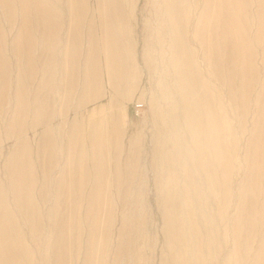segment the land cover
I'll use <instances>...</instances> for the list:
<instances>
[{"label":"rangeland","instance_id":"374dc122","mask_svg":"<svg viewBox=\"0 0 264 264\" xmlns=\"http://www.w3.org/2000/svg\"><path fill=\"white\" fill-rule=\"evenodd\" d=\"M196 1L194 20L203 4ZM101 2L47 0L56 30L36 32L41 43L35 49V75L23 74L36 105L22 116L15 87L23 61L13 52L22 17L16 13L11 26V15L0 7L11 75L6 105L0 101V219L9 223L8 213L14 220L11 229L22 238L14 250L22 260L21 249L30 251V264H255L264 232L259 213L251 214L258 227H250L245 206L264 200L247 191L256 177L252 159L257 154L248 161L247 150L258 115L257 83L264 75L262 47H256L255 88L243 101V88L235 81L232 104L223 84L235 78L216 62L207 66L206 50L194 40L191 25L188 47L179 48L165 0H122L119 17H103ZM107 5L117 6L111 0ZM111 32L123 46L124 67L112 73L120 94L110 86L102 49ZM214 54L211 49V62ZM91 55L99 87L89 92L95 101L85 103L84 65ZM188 92L197 99L208 94L213 127L224 138L222 159L204 151L203 128ZM101 120L104 125H95ZM112 121H119L120 131L112 129ZM91 126L107 133L97 142L99 169L85 141ZM23 155L33 167L34 186L21 191L20 200L7 186L12 163ZM93 178L102 185L100 204L88 210V197L78 196L84 187L85 197L97 187ZM52 213L66 221L57 229L63 245L52 243ZM34 222L41 226L36 238Z\"/></svg>","mask_w":264,"mask_h":264},{"label":"bare ground","instance_id":"6f19581e","mask_svg":"<svg viewBox=\"0 0 264 264\" xmlns=\"http://www.w3.org/2000/svg\"><path fill=\"white\" fill-rule=\"evenodd\" d=\"M107 1L108 0H103V2H101L103 3L101 6L103 17L104 15H112L115 17L121 16L118 3L122 0H111V2L114 4L116 3L117 5L113 6L112 9L107 5ZM162 2H164V0H162ZM165 2L169 12V20L174 24L173 27L180 40L178 43L179 48H181V46L184 47V43L188 47L189 40L186 37V29L188 25H191L194 30V40L199 41L202 47L206 50L207 66H211L213 62H216V65H221L235 78L234 80H230L228 77L225 84L222 83L228 87V95L231 99V103L235 104L236 102L235 95L237 87L235 85V81H238L240 86L243 88L244 99L242 100L246 101L248 99V94L252 93L256 86L251 84L258 75V70L256 69L258 52L256 47H262L261 63L264 70V0H255L254 2L253 0H203L202 8L195 20L190 17V13L194 15V13L198 11L199 4L196 0L194 2H189V0H165ZM0 7L2 9L1 11H3L2 13H4V11L6 13L7 11V13L11 15L10 17L12 18H9L11 26H14L13 22H15L16 13L19 12L22 17L21 26L15 37L13 45V52L16 55L14 56L17 57L20 62L21 60L23 61V64L21 62L22 66L20 67V70H18V80L16 81L15 87L17 101L16 111L19 112L17 114L22 116L27 112H30L31 108H34L36 105V99H30V85L27 83L28 81H26L23 74L28 70L29 73L32 72L31 74L33 76L35 75L38 60L35 56V49L36 46L41 43V38L38 41L36 40V32L39 31V28L43 30V32H47V30L55 32L56 28H53L52 26L53 13L47 7V0H0ZM253 28H255V31L253 37H251ZM3 33V28L0 23V80L3 84L0 89V101L2 102L1 104L6 105L8 97L7 93L10 90L9 78L11 75L8 60L5 55L6 53L4 47L6 44L3 39ZM205 39L207 40V43L204 41ZM201 40H203L204 43H202ZM103 45L104 47L102 49L105 54L103 55L106 60L110 86H112V88L120 94V87L115 85L112 73L119 67H121V69L124 67V56L122 53L123 46L119 38L114 35L113 32L108 35L105 34ZM209 45L215 53L212 62L211 49L209 48ZM96 61L94 55L89 57L87 56L84 65L85 79L82 84L81 101L85 103L95 101V98L89 95V92H96L99 87V80L97 78L98 74L97 72H94V69H92V64ZM185 76L186 70L184 69V81L188 83L189 78H185ZM218 76L219 78L221 77L219 74ZM258 78L260 79L259 76ZM259 83L261 85V91L259 96L257 95L255 97L258 115L257 120H255V130L250 140V150L249 148L247 150L249 151L248 161H250L253 157L254 151H256L255 153L257 154L256 157L252 159L253 174L256 175V177L251 180L247 187V191L253 192V199L261 196L264 197V75L262 82L259 81L257 84ZM189 93L190 92H188V94ZM203 94L204 96L201 99V93L199 94V99L192 97L193 95L189 94V96H191L194 114L199 118L200 128H203L201 131L204 133L203 148L207 154H214L217 158L222 159L226 153L224 149V138L222 134L219 133L218 136L215 132L213 127L214 117L209 103V97L206 92ZM46 106L47 105H44L42 107L45 109ZM37 107L40 109V106L38 105L36 106V111ZM111 124L113 130L118 129L120 131L119 121H112ZM95 125H104V122L101 120L99 124ZM95 127L96 126H91L88 140L86 139L85 141L89 145L91 155L94 158L95 163L98 164L97 166L99 169L101 166L99 162L100 152L98 149L100 148L97 145V142L107 139V133L105 132V128ZM84 152L86 153L87 150L85 149ZM32 173L33 167L29 162L28 155H23L12 163V168L9 170L7 188L16 199L21 200V191L30 189L34 186V183L31 182L29 177ZM83 176H85L83 180L88 181L85 179L88 175L87 177L86 175ZM93 182L96 183L97 187H95L90 193L88 192V196L85 197V195L82 194L84 192L82 189L85 187L81 189L82 193H79L78 196L79 199H87L88 197V204H86L88 205V210L96 209L100 204V187L102 185L99 184L96 179L94 180V178ZM85 183L88 184V182ZM258 201L259 200H257L256 203L250 202L248 206H245L247 211L246 216L248 218L247 222H249L250 227L253 231H255V228L258 227H256L258 220L264 232V200H262L260 204H258ZM244 202L245 200H243L240 204H243ZM242 211L244 212V206ZM253 213H259L261 218H257L256 220L255 217L251 216ZM62 218L63 217H56L52 213L49 225L52 227V243H59L63 245L64 240L57 232L59 226L63 227L66 223V221ZM7 220L9 223H5L3 225V222L0 219V264H30L29 261H27V259L31 256L30 251L26 252L24 249H21L22 253H26L25 260H22L19 253L14 250L15 243L19 246L22 245V238L18 233L12 231L11 224L12 227H14V220L8 213ZM27 220L32 221L30 217H27ZM33 228L37 229V231L34 230V236L36 238V236L38 237L41 233V226H38V222H34ZM8 229L11 230L10 237L7 236ZM261 238L263 239V242L260 250H258L255 264H264L263 233L261 234Z\"/></svg>","mask_w":264,"mask_h":264},{"label":"built area","instance_id":"2783aa9c","mask_svg":"<svg viewBox=\"0 0 264 264\" xmlns=\"http://www.w3.org/2000/svg\"><path fill=\"white\" fill-rule=\"evenodd\" d=\"M140 108H142V106H137L136 107V115H140V113H141V110H140Z\"/></svg>","mask_w":264,"mask_h":264}]
</instances>
